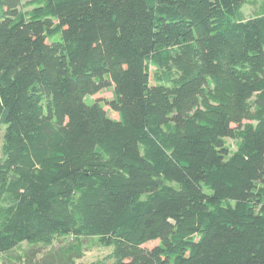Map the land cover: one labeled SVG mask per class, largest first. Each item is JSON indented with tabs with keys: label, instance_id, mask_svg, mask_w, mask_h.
I'll use <instances>...</instances> for the list:
<instances>
[{
	"label": "trees",
	"instance_id": "1",
	"mask_svg": "<svg viewBox=\"0 0 264 264\" xmlns=\"http://www.w3.org/2000/svg\"><path fill=\"white\" fill-rule=\"evenodd\" d=\"M246 1L0 0V256L68 236L111 248L94 264H264Z\"/></svg>",
	"mask_w": 264,
	"mask_h": 264
},
{
	"label": "rangeland",
	"instance_id": "2",
	"mask_svg": "<svg viewBox=\"0 0 264 264\" xmlns=\"http://www.w3.org/2000/svg\"><path fill=\"white\" fill-rule=\"evenodd\" d=\"M240 10L244 18H250L264 10V0H247L242 3ZM113 90V86H108L95 91L91 97L105 103L107 100L113 98ZM106 107L111 116L114 118L119 117L117 112L113 113L110 110L109 105ZM3 131L4 126L0 123V150L3 139ZM230 143L235 148V143L232 139H230ZM74 241V238L67 236L49 246L23 243L0 256V264H94L100 260H107L108 262L111 261V258H108L111 253V248L99 245L95 238L92 237L83 238V252L81 256L75 258V260L70 259V254L65 252L64 249ZM157 243L158 241H152L146 245L152 247Z\"/></svg>",
	"mask_w": 264,
	"mask_h": 264
}]
</instances>
